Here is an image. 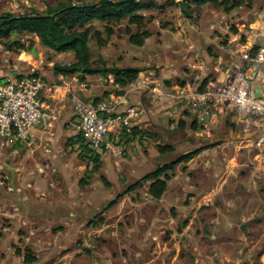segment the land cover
<instances>
[{"label": "crops", "instance_id": "obj_1", "mask_svg": "<svg viewBox=\"0 0 264 264\" xmlns=\"http://www.w3.org/2000/svg\"><path fill=\"white\" fill-rule=\"evenodd\" d=\"M192 8L194 18L198 12L200 13V23L204 22L203 27L199 25L200 23L198 25L189 24L181 17L180 10L177 8V16L180 18L175 24L177 31L174 33L169 29H158V33H161L158 39L160 41L163 39V44L160 45L157 38L151 35L145 39L142 47H138L141 50L153 45L152 51L147 50L149 57L139 58L134 55L130 57L132 63L127 66L139 68L142 63L145 66L152 63L154 69L142 70L137 77L138 88L129 92L124 89L121 95H116L115 91L118 87L109 78L110 74L106 76L95 74L94 78L84 75V81H79L75 76H56L51 69L54 63L43 64L40 53L36 60L32 53L23 51L19 54V59L23 55L29 58L27 62L36 68L49 86L47 91L41 94V102L45 111L52 112L56 116L54 120L46 124L34 126L26 140L15 139L13 141L15 146L9 153L11 155L9 164L13 166L15 173H18L14 174L11 171L13 173L11 182L20 183L21 186L30 184V187L24 186L22 194L4 191L5 193L2 192L0 196V222H3V219L8 221L9 233L4 234L7 235L6 239H15L16 236L19 245L20 242L25 244L29 236L21 238L20 235L23 233L21 229L27 225L32 227L29 235H33L32 247L37 258L34 264H46V261L52 259L63 261L65 264L75 254H78L79 249L74 245L80 234L85 235V231L82 230L83 226H86L83 220L84 214L88 213L91 208H95L98 205L97 201L107 199L101 196L93 197L91 191L87 190V186H91V181L87 186L79 183L85 172V165L77 158L78 145H71L70 141L77 134L73 126L75 118L70 103L71 94H76L89 102L95 99L104 100L115 104L118 111H125L129 107L140 109L139 116L131 120L129 131H112L104 141L106 148L114 151L119 149L116 144L124 136L122 142L128 145L130 151L125 158L120 160L108 157V165L111 169L113 165L122 167V170L116 172V178L136 181L153 170L148 167L151 164L150 160L159 154L155 149L152 150V143L150 145L149 142L158 125L157 117L162 109L160 104L166 102L163 108L174 105L170 109L174 111L181 100L200 92V86L206 78L224 82L230 67L241 61L243 51L248 50L254 53L255 50L264 46V44H256V40L264 35V12L258 13V19L250 24L249 31L243 32L238 26V31L232 33L227 30L228 27H221V24L225 25L226 17L238 15L240 9L246 8H237L229 13L215 9L210 3L193 5ZM253 8L254 6L247 10H251V15L254 16ZM205 23L209 25L205 26ZM216 28L223 31V36L228 35V41L232 44L224 45L218 42L219 37L212 33ZM64 53L69 52L57 55ZM23 60L26 61V59ZM37 61L41 63L40 66ZM259 69L264 73V65ZM14 76L17 77V73ZM179 78L184 82L177 83L176 80ZM9 80V78L0 80V84ZM197 82L200 86L194 89ZM261 93L264 98V86H262ZM190 99L187 102L190 103L192 101ZM204 106L208 108H205L203 113L210 111L209 121L198 130H193L191 125L186 130L195 135L194 141L189 142L190 145H195L196 149L207 145L210 147L200 151L187 163L178 164L175 167L172 178L167 181V188L170 184L175 187L170 191L167 189L160 199L155 200L146 194L148 198L145 201H139L135 199L139 193V190H136L123 194L108 209H102L99 214L101 220L91 217L90 219L93 220L89 225L91 228H86V233L88 235L91 230V234L99 237L97 247L91 243L94 249L91 251V264H98V259L102 261L101 264H157L159 261L164 264L166 260L174 264L182 235H187L192 239L197 238L191 235L189 229L193 224H198V222L194 223L198 210L203 205H212L211 198L219 195L226 183V178L220 176L222 167L224 165L229 167L231 161L235 165L240 163L236 160V153L244 141L246 143L243 146L248 151L256 150L254 160H257V164L264 171V165L262 166L264 142L257 144V141L264 137V127L254 125L255 128L261 130V133L254 139L246 138L251 133L241 129L243 119L234 110L227 106ZM226 112L234 113L233 122L239 127H231L234 131L227 134V130L225 132L227 135L223 137L219 127L216 126L218 123L216 115ZM166 113L169 114L165 111ZM168 117L170 120L171 116ZM132 130L133 135H131ZM241 131L246 140L238 139ZM120 134L123 136H118ZM16 142L19 148H15ZM228 144L232 145L233 151L231 155L224 156V148ZM103 155H106V152ZM101 158H103L102 155ZM108 158L104 160L107 161ZM104 163L106 165V162ZM43 164L54 167L55 173L46 171L39 174L37 168ZM107 173L109 170L105 169V175ZM56 175L60 187L50 189V180ZM257 176L259 178V174ZM46 181H48L49 189H46ZM107 181H109L108 177ZM252 184L255 185L256 181L253 180ZM181 196L186 197L184 203L180 200ZM15 206H18V212L13 211ZM166 210L181 213L182 216L186 215L185 212H192V214L190 218H186L187 223H182L177 227L172 216H168L167 222L161 220V213ZM206 228V225H199L201 234L198 237L203 234L202 229ZM166 231H168L167 235H165ZM19 237L23 240H19ZM209 238L214 239L215 235L211 234ZM189 247L198 248L197 241L191 240L190 244H186V248ZM68 248L71 249L66 251ZM16 250H20L21 253L4 250V255L7 259L13 260L12 264L18 260L23 263L22 248ZM0 257L4 258L1 250Z\"/></svg>", "mask_w": 264, "mask_h": 264}, {"label": "rangeland", "instance_id": "obj_2", "mask_svg": "<svg viewBox=\"0 0 264 264\" xmlns=\"http://www.w3.org/2000/svg\"><path fill=\"white\" fill-rule=\"evenodd\" d=\"M67 1L77 4L91 3L95 0H0V14H23L29 11L43 13L46 10L47 6H55L58 2ZM155 1L157 4L162 5L171 1L176 2L177 0ZM253 6L254 8L252 10L255 11L254 16L251 15V10L249 11L247 9H240L238 15L226 17V23L225 25L222 23L221 27H228L227 30L232 33H235L233 30H236V32L238 31V26L239 28H241V30H243V32L249 31L250 24L258 19V13L264 12V0H255ZM217 10L222 12L221 9ZM141 13L144 14L147 20L146 28L151 32L153 38H157V42L160 45L163 44L162 42H164V40L162 39L160 41V39H158L161 35V33H158V29H169L174 33L177 31V28H175V24L180 18L177 16L176 6L165 5L162 9L146 10L142 11ZM185 20L188 21L189 24L198 25L201 20L200 13L198 12L195 18L191 20ZM203 23L204 22H201L199 25H202L203 27ZM95 24L97 27H100L99 24ZM208 25L207 23H205V26ZM126 26L127 21L125 19L119 26L115 28L114 35L109 38L104 47H97L92 40L89 41L88 45L91 54V61L94 63V66L101 67V63L98 61V58H102L104 60V67L108 68L113 66L126 67L132 63V59H130V57L134 55H137L139 58L149 57V53L147 50L152 51L154 48L153 45H149L148 48L144 47L141 50L138 47L130 45L128 42V37L125 34ZM222 32L223 31L220 28H216L213 29L212 33L213 35L219 37L218 42L223 43L224 45L232 44L228 41V35L223 36ZM12 41H17L23 44L25 48L31 46V53L34 55V59H38V53H40L43 64L52 62L65 64L70 63L73 60V52L68 51L69 53H64L63 55L58 56V53L52 52L42 47L38 43L37 39L33 38L31 35L26 34L21 36L20 38L11 37L9 40H0V80L9 78V81H12L16 78H19L20 76L28 74L30 72V69L33 67L27 62L29 58H26L25 55H23L19 59V54L21 52L17 50L15 44L12 45L10 50L7 48V45ZM256 44H264V35L256 40ZM23 59H26V61H24ZM37 64L38 66H40L41 63L37 61ZM232 66L228 70V75L232 72ZM139 68H142V70H152L154 69V65L151 63L150 65L145 66L144 63H142L140 64ZM16 73L17 77L14 76ZM100 75L102 76V74ZM262 75V79H264V73H262ZM88 76L94 78L95 74ZM109 76H111L109 78L112 80V75L110 74ZM176 81L177 83L184 82L181 78L177 79ZM109 85H111V83H109ZM198 86L200 85H198L197 82L193 88L197 89ZM189 98H191L190 100H192L190 103L187 102ZM189 98L181 100V103H178L176 105L177 108L174 111H170V109L174 105H172L171 107L163 108L162 106H165L166 102L160 104L162 109H160L158 113V125L156 130L154 131V136L150 138L149 144L151 145L152 143L151 148L152 150L155 149V151H157V145L169 146L172 147L173 150L163 154H157L156 157L150 160L151 164H149V168L154 169L160 164H166L176 159L180 155L196 149L195 145L189 144L190 141H194L195 135L193 132L189 133L186 129L188 128L190 123L194 121L197 127L203 128V124L209 121L208 117L210 116V111L208 110L206 114L203 113V110L208 107L194 102L192 97ZM165 111L169 112V114L166 113V115ZM232 112H226L222 115H216L218 118V123L216 126L219 127V130L223 137L234 131V129L232 128V130L231 127H239L238 124H235L233 122V118L235 116ZM168 116H171L170 120ZM180 121L183 122V125L185 127L182 130L178 127V122ZM241 129H243V124H241ZM227 130L228 133L226 134L225 132ZM247 132H250L251 135L246 138L254 139L261 133V130L255 128L254 126H250ZM118 136L123 135L120 134ZM123 137L118 141V144H116L119 146V149H115L114 151L110 149L108 150L104 142L105 140L103 141V143L96 149L102 154V160L108 157L116 158L118 160L125 158V155L130 150L128 148V145L122 142V140L124 139ZM241 138L242 140H246L243 131L240 132L238 139ZM245 143L246 141L243 142V144ZM17 144L18 142H16L15 148H19V145ZM243 144L240 145L241 147L236 153V160L240 163L238 165H235L234 162L231 161L229 162V167H226L225 165L222 167L220 176L226 178V183L222 187L220 194L214 198H211L212 205L201 206L194 218V223L198 222V224H193L189 229V232L192 236H197V238L192 239L190 237H187V235H182V241L179 243L180 248L174 264H264V171L262 167L257 164V160H254V154L256 153V150L252 149L248 151V149L243 146ZM13 146L15 145H13L12 143L11 147L4 148L1 152L2 154L0 156V159L3 165L2 169H0V173L6 174L9 177V180L5 183V185H0V196L2 195V192H7V184H10L14 187H21L23 190L24 186H26L25 184L21 186L20 183L13 184L11 182V176H13V173L11 171H13L14 174L18 173H15V171L13 170V166L9 164V160L11 159V155H9V153L12 151L11 149H13ZM231 147L232 145L228 144L227 147L224 148V156L232 154L233 149ZM104 152H106V155H103ZM108 161L109 158L107 159V161H102L101 168L98 174L94 175L91 178V186L89 187L86 185L88 187L87 190L91 191L93 197L101 196L106 197L107 199L97 201L98 205H96L95 208H91L88 213L84 214L83 220L86 222V226H83L82 230L85 231V235L80 234L79 238L76 240L77 243H75L74 245L79 249V253L75 254L74 257H72L71 260L69 262H66L65 264H91V251H94V249L91 247V243L94 247H97L99 245L97 243L99 237H97L95 234H91V230L89 231L90 233L88 235L86 233V228H91V226L89 225L93 221L90 218L92 217L95 220H101V218H99L101 217L99 214L104 205L110 202V200L116 197L119 193L123 192L129 184L135 182V180H125L119 177L116 178V172L122 170V167L120 168V166L118 165H113L111 169V167L108 165ZM103 162H106V165L105 163L103 164ZM263 165L264 161L262 166ZM178 168L180 169V165L178 166ZM105 169L109 170V173H107L106 175ZM258 174L259 178L257 176ZM100 176H104L106 180L108 177V186L103 185V183L99 179ZM253 180L256 181L255 185L252 184ZM50 182V189H56L60 187V184H58L59 181L57 179V175L56 177L52 178ZM47 184L48 181H46V189H49ZM146 185L147 183H145L141 189H138L139 193H137L135 199H139V201H145L146 198H148V196H146ZM174 187L175 186L173 184H170L168 185L167 189L170 191ZM23 190L19 194H22ZM110 194L111 197H109ZM185 198L184 196H181V202L184 203ZM7 207L9 208V206ZM175 210L176 209H174V211ZM185 214V216H182L181 213H172L171 211L166 210L164 211V213H161V220L163 222H167L168 216H172L176 221V226L178 227L180 226V224H185L188 222L186 221V218H190L192 212H185ZM7 225L8 221H4V219L3 222H0V250L4 256V258L0 257V262L2 261V264H12L13 261L7 259V257L4 255L5 251L8 252L9 250L15 252L18 248H22L23 250L26 246H32L33 235H29V230H31L32 228L31 226L27 225L28 227L26 226L25 228L21 229V231L23 232L20 235L21 238H23V236H29V239L25 244L24 242H20L19 245L17 243L16 236L15 239H6L7 235L5 236L4 234L9 232L8 230L2 231V228L7 227ZM199 225H206L207 228L205 230L202 229L203 234L198 237V235L201 234ZM167 232L168 231H166L165 235H167ZM211 234L215 235L214 239L209 238ZM21 238L19 237V240L22 241L23 239ZM191 240L197 241L198 248H186V244H190ZM71 248L66 249V251ZM97 263L101 264L102 261L98 259ZM13 264L24 263H21L18 260ZM46 264H63V261L52 259L50 261H46ZM157 264L162 263L159 261V263ZM164 264H170V262L166 260Z\"/></svg>", "mask_w": 264, "mask_h": 264}, {"label": "trees", "instance_id": "obj_3", "mask_svg": "<svg viewBox=\"0 0 264 264\" xmlns=\"http://www.w3.org/2000/svg\"><path fill=\"white\" fill-rule=\"evenodd\" d=\"M112 1L117 0H99L94 6L93 3H77L70 1L58 2L55 6H47L43 13L29 11L23 14L1 13L0 14V40H9L11 37L20 38L23 35H31L36 38L38 43L53 52L63 53L73 52V60L69 64L54 63L52 71L54 75L75 76L79 81H84V75L107 74L112 75L113 84L117 85L116 95L123 94L124 89L131 83L136 81L142 68L138 67H104V60L98 58L101 67L94 66L91 61L89 49V41L92 40L97 47H104L111 36L115 33V28L119 26L125 19L127 26L125 34L128 37L130 45L142 47L145 39L151 36V32L146 28V18L142 11L152 9H162L165 5H173L179 8L181 17L184 19H193V5H202L210 3L215 9H221L225 13H229L237 8L251 9L255 0H178L177 2H167L159 5L155 0H132L131 2L122 1L118 4ZM69 5L75 7L68 8L57 13L61 8ZM54 17H32L40 14H52ZM100 27H97L96 24ZM236 32V30H233ZM10 44V45H9ZM7 45L10 50L15 44L18 51L32 52V47H26L17 42L12 41ZM256 52V50H255ZM207 78L200 86L201 91L207 82ZM99 99H95L97 102ZM191 128L198 130L195 121L192 122ZM179 129H184L183 122H178ZM133 130L131 135H133ZM128 135V134H127ZM71 145H78V160L85 165L84 176L80 179V185H87L91 178L98 174L102 158L101 153L91 148L83 139L80 133H77L70 140ZM210 145L197 148L187 154H182L176 159L162 165L156 166L135 182L129 184L123 192L119 193L114 199L104 205L103 209H108L125 193H130L141 189L145 183L147 184L148 196L155 200L160 199L167 190V181H169L178 164L187 163L196 154ZM157 151L161 154L173 150L169 146L157 145ZM99 179L103 185L108 186L109 182L100 176ZM16 253H21L16 250ZM23 263L34 264L37 261L32 246H26L23 251Z\"/></svg>", "mask_w": 264, "mask_h": 264}, {"label": "built area", "instance_id": "obj_4", "mask_svg": "<svg viewBox=\"0 0 264 264\" xmlns=\"http://www.w3.org/2000/svg\"><path fill=\"white\" fill-rule=\"evenodd\" d=\"M264 65V46L256 52L245 50L241 53V61L232 66V72L224 82L208 79L200 92L191 94L194 102L209 107L227 106L243 119V131L250 126L264 127V98L254 97L253 85L264 86L263 76L256 81L258 74H262L260 67ZM253 74H255L253 76ZM47 83L32 67L28 74L12 81L0 84V156L4 148L11 147L15 139L26 140L34 126L46 124L56 118L55 114L45 111L41 102V94L48 89ZM138 88L137 79L131 82L126 92ZM160 95V94H158ZM70 103L74 112V129L80 133L91 148L97 149L112 131H129L131 120L137 118L140 109L129 107L125 111H118L115 104L104 100L97 102L85 101L76 94H71ZM264 137L257 141L262 144ZM0 159V169H2ZM39 174L46 171L55 173V168L44 164L37 169ZM9 177L0 173V185H5ZM30 187V184H26ZM6 190L19 194L21 187L6 185ZM17 212L18 207H13ZM8 228H2L7 231Z\"/></svg>", "mask_w": 264, "mask_h": 264}, {"label": "water", "instance_id": "obj_5", "mask_svg": "<svg viewBox=\"0 0 264 264\" xmlns=\"http://www.w3.org/2000/svg\"><path fill=\"white\" fill-rule=\"evenodd\" d=\"M98 1L99 0H95L93 3L89 4V6H94ZM122 1L131 2L132 0H117V1H112V2L115 3V4H118V3L122 2ZM72 7H75V5H69V6H66L64 8H61V9H59L57 11V13L62 12L64 10H66L68 8H72ZM54 15H55L54 13H52V14H40V15H34L32 17H50V18H52V17H54ZM254 75L255 74H253V76ZM262 76L263 75L259 73L258 76H257V78H256V81H259ZM253 88H254V97L255 98H260L261 97V85L258 84V83H255L253 85Z\"/></svg>", "mask_w": 264, "mask_h": 264}]
</instances>
